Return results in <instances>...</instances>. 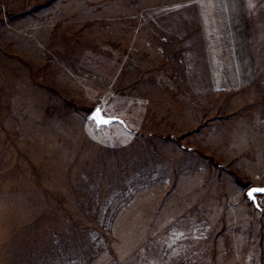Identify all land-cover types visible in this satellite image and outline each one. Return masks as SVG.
Returning a JSON list of instances; mask_svg holds the SVG:
<instances>
[{
	"label": "rangeland",
	"instance_id": "1",
	"mask_svg": "<svg viewBox=\"0 0 264 264\" xmlns=\"http://www.w3.org/2000/svg\"><path fill=\"white\" fill-rule=\"evenodd\" d=\"M251 186L264 0H0V264H264Z\"/></svg>",
	"mask_w": 264,
	"mask_h": 264
},
{
	"label": "water",
	"instance_id": "2",
	"mask_svg": "<svg viewBox=\"0 0 264 264\" xmlns=\"http://www.w3.org/2000/svg\"><path fill=\"white\" fill-rule=\"evenodd\" d=\"M97 109H100V110H101V117H102L104 120H108L109 123H107V124L98 123L97 121H95V120L92 119V117H93V115L95 114V112H96ZM88 118H89L90 121H93V122L95 123V125H96L97 128L105 127V126H109V125L112 124V123H120V124H122L124 127H127L125 121H124L122 118L117 117V116H108V115H105V114L103 113V109L100 108V107H96L95 109H93V110L91 111V113L89 114V117H88ZM252 189H264V186H251V187H249V188L246 190V194H247V197L249 198V200L253 201L254 205H255L257 208H259V204H258V201H257V196L260 195V194H264V193L257 192V193L254 194V197L250 198V197L248 196V193H249Z\"/></svg>",
	"mask_w": 264,
	"mask_h": 264
},
{
	"label": "snow or ice",
	"instance_id": "3",
	"mask_svg": "<svg viewBox=\"0 0 264 264\" xmlns=\"http://www.w3.org/2000/svg\"><path fill=\"white\" fill-rule=\"evenodd\" d=\"M93 120L97 121L98 123H103V124H107L109 123L108 120H104L102 117H101V110L100 109H97L95 114L93 115L92 117ZM257 192H260V193H264V189H252L249 193H248V196L250 198L254 197V194L257 193Z\"/></svg>",
	"mask_w": 264,
	"mask_h": 264
}]
</instances>
